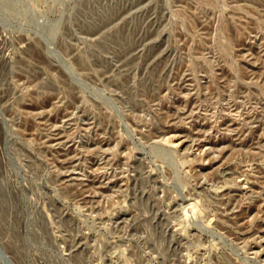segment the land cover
Masks as SVG:
<instances>
[{
  "label": "rangeland",
  "instance_id": "1",
  "mask_svg": "<svg viewBox=\"0 0 264 264\" xmlns=\"http://www.w3.org/2000/svg\"><path fill=\"white\" fill-rule=\"evenodd\" d=\"M0 177V264H264V0H0Z\"/></svg>",
  "mask_w": 264,
  "mask_h": 264
},
{
  "label": "bare ground",
  "instance_id": "2",
  "mask_svg": "<svg viewBox=\"0 0 264 264\" xmlns=\"http://www.w3.org/2000/svg\"><path fill=\"white\" fill-rule=\"evenodd\" d=\"M177 137V135H173L172 136V139H175ZM1 178V177H0ZM2 179H0V181H1ZM5 188H6V186H5V184H3V182L0 184V191L1 192H3L4 193V190H5ZM8 189V188H7ZM7 191V190H6ZM9 192V191H8ZM11 195V194H10ZM12 196V195H11ZM11 196H9V197H11ZM18 196V195H17ZM9 197L7 198L8 200H9ZM17 198V197H16ZM16 198H15V200H16ZM11 199H13V198H11ZM15 200H13V201H15ZM3 201H5L4 199H3ZM15 202H17V201H15ZM19 202V201H18ZM2 203V202H1ZM13 206V205H12ZM15 207V206H14ZM16 207H17V205H16ZM7 208V207H6ZM9 208V207H8ZM8 208H7V211H8ZM15 209H17V208H15ZM18 210V209H17ZM17 210H15V211H17ZM6 211V212H7ZM14 211V210H13ZM12 211V212H13ZM5 212V211H4ZM5 212V213H6ZM8 214L10 213L9 211L7 212ZM16 213H19V212H16ZM16 213H13L14 215L16 214ZM22 214V213H21ZM17 215V214H16ZM18 216V215H17ZM34 235V234H33ZM35 237H36V235H35ZM37 238V237H36ZM25 242V241H24ZM23 243V242H22ZM22 247V246H21ZM23 248H24V250H26V249H28V244L25 242L24 244H23Z\"/></svg>",
  "mask_w": 264,
  "mask_h": 264
}]
</instances>
